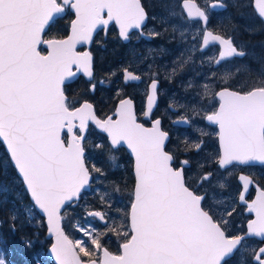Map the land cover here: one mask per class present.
Returning a JSON list of instances; mask_svg holds the SVG:
<instances>
[{"label": "snow or ice", "instance_id": "snow-or-ice-1", "mask_svg": "<svg viewBox=\"0 0 264 264\" xmlns=\"http://www.w3.org/2000/svg\"><path fill=\"white\" fill-rule=\"evenodd\" d=\"M183 6L189 8V17L205 26L203 44L219 42L223 46L215 60L217 66L229 58L245 56L232 39L207 30L208 14L193 0H183ZM255 6L264 18V0H255ZM66 9L75 11L71 34L64 39H45L46 28ZM147 19L141 0H0V139L6 143L34 205L47 216L49 231L55 236L51 252L57 264H233V258L242 252L238 264H264V246L246 243L256 237L264 244V188L251 203L243 194L239 196L254 218L247 221L245 230L234 232L232 218L237 208L220 212L208 203L205 184L212 182L215 173L204 171L193 180L187 170L189 160L178 161L175 153L167 150L169 133L162 130L159 119L152 128H145L137 122L130 99L120 101L118 119H99L93 103L68 95L66 82L77 74L72 66L90 79L93 76L92 54L78 52V44L90 43L98 27L113 21L127 41L130 32L142 30ZM42 44L47 46V54L40 50ZM124 71L126 81L141 79ZM154 77L149 85V110L159 86ZM95 87L91 84V90ZM210 91L207 85L203 87L205 100ZM214 97L218 107L204 116L219 130L221 152L213 163L219 168L264 163V70L246 90L223 88ZM192 112L199 115L196 108ZM90 121L110 137V146L126 143L135 155L133 199L124 221L108 226L103 212L90 211L87 215L104 222L107 232L80 229L99 253L95 259L84 241L73 243L61 227L65 202L80 198L93 172L105 175L102 168H90L85 162L84 133ZM201 147L196 143L189 150ZM238 179L244 182L245 193L254 183L245 175ZM218 186L225 185L219 182ZM5 187L0 183V192ZM17 219L15 214L10 217L13 231ZM109 233L122 240L118 253L102 243ZM24 243L32 247L30 239ZM80 253L89 259H81ZM7 254L6 248H0V264H9ZM35 264H40L38 258Z\"/></svg>", "mask_w": 264, "mask_h": 264}, {"label": "rangeland", "instance_id": "rangeland-1", "mask_svg": "<svg viewBox=\"0 0 264 264\" xmlns=\"http://www.w3.org/2000/svg\"><path fill=\"white\" fill-rule=\"evenodd\" d=\"M149 3L151 5L154 4L153 0H150ZM254 14L259 17L255 10ZM151 18L155 17L149 15L142 29H148L149 31H145L147 34L158 32V30L155 32L154 24L150 22ZM260 21L264 24L262 19ZM59 25H61V28H63L67 34L71 21ZM258 25L260 27L259 34L264 30V27L260 22ZM177 27L181 34L179 46L185 44V51H183L184 49L182 47L178 56H174L175 52L171 46L164 45L156 39V36L153 37L150 35L152 39L148 41L144 39L145 41H143L139 47L141 54H134L136 56L134 60L139 63H141L142 60L145 61L146 66L144 65V70H146L145 75L148 77V80L153 78V74H155L154 78H158L161 81V101L158 105L159 115L165 117L168 128L174 133L172 135L173 145L175 146L177 143H181L182 155L180 161L184 159L189 160L190 165L187 170H189L193 180L198 179L200 174L204 171H213L215 173L212 182L205 184V189L210 197L208 203L220 212H223L224 209L237 208V212L232 218V231L240 232L241 230L243 231L244 228L243 222L245 220V214L243 212V205L238 204V195L241 188V185L237 181L238 173L244 171L252 176H261L264 178V166H240L234 164L222 170L213 163V160L219 153L218 129L214 125L206 123L204 116L209 111H214L216 109L218 100L214 97V94L222 87L220 86L221 83H226L229 74L228 67L232 63L226 66L213 67L218 48L213 47L207 52H200L196 40L198 36L201 38L202 30L185 18L177 22ZM101 31H103L104 34ZM132 34H138V31H133L130 35ZM130 38L129 42H124L119 37L118 31L113 23L107 30L99 29L93 36V40L88 47H80L81 49L87 47L90 51L99 53L98 59L100 61L106 59L104 68L107 73L106 75H96V77L94 73L91 80L83 79V75L79 77L74 83V88L71 90L74 99H86L94 104V102L90 100L91 93L89 89L91 88V84L96 85L95 94L99 93L103 101L113 99L117 97L119 93H121L119 98L125 95L118 80L122 77V69L131 65V63L125 62V59L122 60V58L126 57L128 46L133 42V36ZM233 59L236 58L229 59V61L233 62ZM184 61L187 62L185 63ZM205 85L211 90L208 100H205L202 96L203 87ZM136 87L138 89L141 88V86ZM130 89L133 91L132 88ZM142 91H138V94H141ZM192 108H196L199 111V115H194ZM113 109L115 108L112 107L110 110ZM140 110V114L142 115L143 102ZM110 114L115 117L114 111ZM174 117H187L190 121V125L174 126L172 125ZM100 133L101 132L94 126L90 127L86 133L84 142L85 161L90 168L92 165L102 168L105 175L101 176L93 172V192L85 194L82 201L79 200L73 204H65L61 210V216L63 217L61 220L62 226L70 241L75 243L76 241L82 240L85 245L93 249L94 246L91 245L90 238L84 236L80 229L84 228L89 231L107 232V227L101 224L95 217L87 215V213L93 209L90 208V205L89 209L84 208V203L88 200L89 202L97 203L95 206L100 205L101 209L96 210H100L105 214L106 220H108V226H111L113 223L119 224L124 221V214L130 210L134 192L132 185H129L126 177V174L129 176V173L125 167V160L123 162L119 161V157L121 156L118 154L119 149H113L107 138ZM77 134H79V132ZM201 142H203V144ZM196 143L202 144L201 149L197 152L193 150L194 148L189 150V147ZM97 145H103V150L96 147ZM112 157H115L114 161L111 159ZM130 163L132 164V161ZM200 165H204V167L202 168ZM112 177H114V179H112ZM219 182H223L225 186L223 188L219 187ZM117 189L119 190L117 191ZM68 205H70V207L65 210V207ZM26 208L27 214L30 220H32V225L35 228L43 227L44 218L36 210L34 204L30 203ZM35 232L37 234L35 240L42 247V244H45V239H48L46 237V232L45 236L38 234V230ZM104 241L107 248L113 246L120 249V244L122 243L120 237L111 233L104 237ZM248 245L254 246V243H249ZM77 251H79V249H77ZM36 252L41 263L48 264V257L44 254V250L38 248ZM98 254L99 253L95 251V255L97 256ZM242 254L243 252L233 259V264H238Z\"/></svg>", "mask_w": 264, "mask_h": 264}, {"label": "trees", "instance_id": "trees-1", "mask_svg": "<svg viewBox=\"0 0 264 264\" xmlns=\"http://www.w3.org/2000/svg\"><path fill=\"white\" fill-rule=\"evenodd\" d=\"M144 2V0H142ZM201 7H208V4L212 0H196ZM227 3V8L220 11H211L213 15L209 19L210 28L219 34H222L226 37H232L234 43L241 50H245L246 54L242 58L233 59L230 62L225 61L221 66H226L229 63H232L229 67V74L226 80V83H221L220 86H228L236 90H246L247 87L254 84L260 78L261 70H264V30L259 32L260 22L264 27V24L260 21L261 19L254 14V8L252 6V0H223ZM153 5L146 6L149 15L154 16L151 18L150 22L154 24L155 32L158 30L159 35L156 36V39L163 43L164 45L171 46L175 50V55L178 56L179 51L183 47L185 51V44L179 46L181 40V34L178 31L177 22L182 19L180 3L181 0H153ZM149 7L151 12L149 11ZM184 16V14H183ZM185 17V16H184ZM73 18V14L69 11L65 14L64 17L58 18L49 29L45 32V37L47 38H61L66 35V32L61 25L63 23H69ZM187 20V19H186ZM68 32V31H67ZM195 40V39H194ZM199 44V40H196ZM99 53L94 57V73L96 75H106L107 71L104 68L106 59L100 61L98 59ZM168 58V57H166ZM182 59V57H181ZM122 74V73H121ZM119 85L122 90L125 92V95L133 93L130 88H127L126 85L122 83V77L118 80ZM124 85V86H123ZM218 86V85H216ZM96 91V89H95ZM95 91L91 93L90 100L94 102L95 110L97 114L101 117H106L108 113L110 114L115 109L110 110L112 107H116L117 101L120 99L121 93L113 99L108 101H103L99 93L95 94ZM70 98L73 100V92L67 91ZM90 92V91H89ZM119 98V99H118ZM122 98V97H121ZM139 116L140 110L138 111ZM142 121L144 119L140 118ZM92 127V125H91ZM105 138H107L103 133H100ZM181 145V144H180ZM119 161L123 162L125 160V167L129 173V176L126 174L129 185L133 187V175L131 173V163L128 161L130 156L127 154L125 149L118 148ZM167 149L175 153L177 160L180 161L182 155V148L179 151V147H176V150L173 147L169 146ZM128 159V160H127ZM189 171V170H188ZM94 176V174H93ZM264 184V178L261 176H255ZM114 179V177H112ZM0 183L5 185V191L0 192V248L7 249V260L9 264H35L36 251L38 248L46 251L51 244L50 239H45V244H42V247L39 243L36 242V230L39 231L38 234L45 236L46 228L45 223L43 227L35 228L32 225V220L27 214V205L32 203L26 189L24 188V183L19 177L10 157L0 140ZM84 192L81 195L80 201L83 200L85 194L91 193ZM84 208L89 209H101V206H95L97 203L89 202L88 200L84 203ZM70 205L65 207V210L69 208ZM64 210V211H65ZM15 214L18 219L15 221V231L12 230V221L10 217ZM30 239L32 241V247H25V240ZM102 243L105 244L104 237ZM90 247V246H88ZM114 253L120 251L119 248L111 247L108 248ZM90 251H93V248H89ZM47 256V255H46ZM82 259H89L84 257L83 253L80 254ZM96 258L95 251L91 257ZM47 260V259H46ZM48 264H55L48 257ZM40 264L41 261L39 259Z\"/></svg>", "mask_w": 264, "mask_h": 264}, {"label": "water", "instance_id": "water-1", "mask_svg": "<svg viewBox=\"0 0 264 264\" xmlns=\"http://www.w3.org/2000/svg\"><path fill=\"white\" fill-rule=\"evenodd\" d=\"M193 2H194V4L196 5V6H198V7H200L199 6V4H198V2L196 1V0H193ZM142 3V2H141ZM212 4H215V5H217L216 7H210L212 10H215V11H219V10H225L226 8H227V3H225L224 1H222V0H213V1H211L210 2V4L209 5H212ZM224 5H226V6H224ZM143 6V5H142ZM181 6H182V8H183V11H184V14L186 15V17L188 18V19H190V20H193L191 17H189L188 15H187V13H188V11H189V8L191 7V5H189V8H185L184 6H183V0H182V2H181ZM252 6H253V8H254V10L256 11V13H257V15L259 16V13H258V9L256 8V6H255V0H252ZM201 8V7H200ZM202 10H204L203 8H201ZM71 10V12L74 14V18L72 19V21L73 20H75V18H76V16H75V11L73 10V9H70ZM205 11V10H204ZM64 13L65 12H63V13H60V14H58V15H56L55 17H54V19H56L57 17H59V16H62V15H64ZM192 16H195V10L194 9H192ZM260 17V16H259ZM263 21H264V18H262V17H260ZM196 20H199V19H196ZM71 21V22H72ZM147 21V20H146ZM146 21H145V24H146ZM208 21H209V19H208ZM208 21H207V24H206V28H207V30H211V31H213L212 29H210V28H208L207 27V25H208ZM202 22V21H201ZM114 23V25L116 26V28H117V30H118V35H119V37L124 41V42H128L129 40H127V41H125L121 36H120V26L115 22V21H113V22H110L108 25H101L100 27H98L97 29H96V32L99 30V29H102V28H104V30H107V28L111 25V24H113ZM144 24V25H145ZM202 25H203V23H202ZM204 26V25H203ZM205 27V26H204ZM48 28V27H47ZM46 28V29H47ZM133 30H137V31H142V30H139V29H133ZM132 30V31H133ZM131 31V32H132ZM96 32L93 34V36L96 34ZM130 32V33H131ZM213 33L214 34H216V35H220V36H222V37H224V38H226V39H232V41H233V38L232 37H226V36H224V35H222V34H219V33H216V32H214L213 31ZM71 34V25H70V28H69V32H68V34H67V36L68 35H70ZM142 34H143V36L147 39V40H150L151 39V36L149 35V34H147V33H145V32H142ZM206 34V32L205 31H203V36ZM67 36H65V37H63V38H57V39H64V38H66ZM203 36H202V40H201V45H200V47H199V50L201 51V52H205L206 50H208L210 47H212V46H218V54H217V57H216V59L215 60H217V59H219V53H220V51H222V45H220L219 44V42H212V43H210L209 45H207V46H205L204 44H203ZM49 39H51V38H49ZM91 44V42L90 43H81V44H78L77 45V47H81V46H89ZM233 44L235 45V46H237L235 43H234V41H233ZM40 47H43L44 49H46V52H42V53H44V54H47V46L46 45H41ZM86 47V49H84L83 51H81V52H84V51H89V49ZM238 47V46H237ZM238 50H241V49H239V47H238ZM241 51H244L245 52V54H246V51L245 50H241ZM90 52V51H89ZM240 58H242V57H240ZM229 59H231V58H229ZM228 59V60H229ZM224 61H222L221 63H223ZM220 63V64H221ZM214 67H218L216 64H215V61H214ZM220 66V65H219ZM128 71H130V72H132L131 70H129L128 68H126ZM72 70L74 71V72H76L77 74H76V76L75 77H73V78H71V80H69V81H67L66 83H70V82H72L77 76H78V74H82V75H84L85 76V78L87 79V80H90V78L87 76V75H85L84 73H82V72H78L77 71V69H76V67L75 66H72ZM125 70V69H124ZM123 70V81H124V83H128V82H134V83H140L142 80H143V77L142 76H140L139 74H137V73H135V72H132L134 75H138V76H140L141 77V79L140 80H137V81H126V79H125V76H126V73H125V71ZM92 71H93V68H92ZM92 78V77H91ZM150 83H151V81L149 82V84H148V92H147V96H146V100H145V106H144V118H146V119H149L150 117H151V115L153 114V112H155V110H156V108H157V106H158V103H159V97H158V90H157V92L154 94V97H153V100H152V106H151V109L149 110V101H148V97H149V95L150 94H152L151 92H150V87H149V85H150ZM159 84H160V82H159ZM159 87V86H158ZM223 88H229L230 90H236V89H233V88H231V87H228V86H224V87H221V88H219L215 93H217V92H219L220 90H222ZM125 99H130L131 101H132V106H133V110H134V113H135V116H136V119H137V122L138 123H140V124H143L144 125V127L145 128H152L153 127V125H154V121L155 120H157V119H159L160 121H161V119L159 118V117H157V118H155V119H153L152 121H151V125H146V124H144L142 121H140V120H138V115H137V112H136V107H135V101L130 97V96H126V97H124V98H122V99H120L118 102H117V105H116V107H115V117H113V115L112 114H109L107 117H111L113 120H115V119H118V116L116 115V112L118 111V109H119V106H120V101L121 100H125ZM217 107H218V104H217ZM216 107V108H217ZM96 115H97V113H96ZM107 117H105V118H101V117H99L98 115H97V118H99V119H106ZM185 120H187L188 122H185ZM205 121H206V123H208V124H210V125H214V124H211L209 121H207L206 119H205ZM90 124H92L98 131H100L97 127H96V125L93 123V122H89L88 123V126H87V129H88V127H89V125ZM174 125H177V126H189L190 125V121L188 120V118L187 117H184V118H178V119H176L175 121H174ZM214 126H216V125H214ZM160 127L162 128V125H160ZM217 127V129H218V126H216ZM162 130H163V128H162ZM87 131V130H86ZM165 131V130H164ZM219 131V130H218ZM100 132H102V131H100ZM103 134H105L106 136H107V139H108V142H109V144H110V137H108V135L106 134V133H104V132H102ZM85 135H86V132L84 133ZM169 139H170V134H169ZM1 140V142L3 143V145H4V147H5V149H6V151H7V153H8V155H9V157H10V153H9V150H8V148H7V145H6V143L2 140V139H0ZM169 141V140H168ZM168 141H167V143H168ZM218 145H219V151L221 152V147H220V142H219V138H218ZM166 146H167V144H166ZM113 148H118V147H123V148H125V150L127 151V153L129 154V156L132 158V160H133V175H134V162H135V155H134V153H132V151H131V149L130 148H128V146H127V144L126 143H122L121 145H118V146H112ZM185 160V159H184ZM237 165H240V166H255V165H264V163H262V162H260V161H252V162H250L249 164H246V165H243V164H239V163H236ZM229 167V166H228ZM222 170L223 169H225V168H221ZM19 175V174H18ZM240 175H245V176H248V177H250V178H252L253 180H254V178L249 174V173H246V172H244V171H240L239 173H238V176H237V180H238V183L241 185V190H240V193H239V196L241 195V194H243L244 196H245V199L249 202V203H251L253 200H255L257 197H258V195H259V189H261V186L254 180V183L252 184V185H250L249 187H248V190H247V192L245 193L244 191H243V184H244V182L243 181H240L239 179H238V177L240 176ZM19 177H20V175H19ZM21 178V177H20ZM22 179V178H21ZM91 179H92V176H91ZM91 179H90V182H91ZM134 179H135V177H134ZM23 181V180H22ZM90 182H89V185L85 188V189H83L82 190V192L83 191H88V190H90V188H91V185H90ZM24 183V182H23ZM24 186H25V184H24ZM251 188H255V190H256V192H255V195L253 196V198L251 199V200H248L247 199V197H248V195H249V192H250V190H251ZM25 189H26V186H25ZM26 191H27V189H26ZM81 192V193H82ZM27 193H28V195H29V197H30V199H31V196H30V193L27 191ZM79 200V199H78ZM78 200H73V201H75V202H77ZM238 200H239V198H238ZM31 201H32V203L34 204V201L31 199ZM73 201H67V202H65V204H69V203H72ZM74 202V203H75ZM239 203L240 204H244L242 201H239ZM64 204V205H65ZM245 205V204H244ZM35 206V205H34ZM35 208H36V210L39 212V214L40 215H42L43 216V218H44V223H45V225H46V237L47 238H49V239H51V245L49 246V248H48V250H47V252H46V254H47V256L55 263V264H57V261H56V259H55V256H54V254L51 252V246H52V244L53 243H55V236L49 231V225H48V222H47V216H46V214L45 213H43V211L42 210H40L38 207H36L35 206ZM63 208V207H62ZM62 210V209H61ZM92 211H100V210H92ZM102 212V211H101ZM245 212H246V214H249V212L247 211V208H246V210H245ZM251 214V213H250ZM253 215V214H252ZM253 218H254V216H253ZM101 224H103V225H105V223L104 222H102V221H100L98 218H96ZM252 219V218H251ZM61 227H62V229H63V226H62V221H61ZM63 232H64V234L66 235V233H65V231H64V229H63ZM67 236V235H66ZM69 239V238H68ZM70 240V239H69ZM110 251V250H109ZM110 252H112V251H110ZM113 253V252H112ZM115 254V253H114ZM81 257V256H80ZM82 259V258H81Z\"/></svg>", "mask_w": 264, "mask_h": 264}, {"label": "flooded vegetation", "instance_id": "flooded-vegetation-1", "mask_svg": "<svg viewBox=\"0 0 264 264\" xmlns=\"http://www.w3.org/2000/svg\"><path fill=\"white\" fill-rule=\"evenodd\" d=\"M149 1L150 0H144V4L146 5V6H148V5H151L150 3H149ZM180 8H181V14H182V19L183 18H185L186 16H185V14H184V12H183V8H182V6H181V3H180ZM203 9L205 10V12L208 14V17H209V19H210V17L213 15V12L211 13V11H213V10H211L209 7H203ZM149 11L151 12V9H150V7H149ZM152 13V12H151ZM183 14H184V16H183ZM186 19V18H185ZM188 21H190V22H193L194 23V26H197L198 28H200V30H202V32H201V34H202V36H203V29H204V26L202 25V22H201V20H188ZM208 27L210 28V24L208 23ZM147 32V31H149L148 29H145V30H142V31H138V34H132V35H130V37H132L133 36V42L128 46V51H127V54H126V57L125 58H122V60H124L125 59V62H127V63H131V65H128V69L129 70H131V71H133V72H135V73H137V74H139L140 76H142L143 77V80L140 82V83H134V82H128V83H124V85H126L127 87H130V88H132L133 89V93H131V94H129L128 96H130L134 101H135V107H136V111H137V114H138V111L140 110V108L142 107V102H143V113H142V118L144 119V123L146 124V125H151V121L153 120V119H155V118H157V117H159L160 119H161V125H162V128L164 129V130H166L167 132H169L170 133V135H171V139H170V144H169V146H171V147H173V149H175L176 150V147L178 146L179 147V151L181 150V143H177L175 146L173 145V143H172V140H173V131H171L169 128H168V126H167V123H166V119H165V117H163V116H160L159 115V107L157 106V108H156V110H155V112H153V114L151 115V117L149 118V119H146V118H144V106H145V100H146V96H147V92H148V84H149V82L151 81V79H147L148 77H146V70H144V65L146 66V63H145V61L144 60H142V62L141 63H139V62H137L136 60H134L135 58H136V56L134 55V54H138V55H140L141 53H140V44L143 42V41H145L146 39H145V37L143 36V34H142V32ZM103 34H104V32L103 31H101ZM145 32V33H146ZM202 36H201V38L198 36V40H199V47H200V45H201V40H202ZM145 39V40H144ZM148 41V40H147ZM213 47H217L218 48V46H212V47H210L209 48V50L211 49V48H213ZM219 49V48H218ZM79 50H82L81 48H79ZM138 50V51H137ZM209 50H207V51H209ZM206 51V52H207ZM92 53H93V56L95 57V52H93V51H91ZM174 52H175V50H174ZM98 53H96V55H97ZM217 54H218V52H217ZM216 57H217V55H216ZM215 57V58H216ZM224 63V62H223ZM222 63V64H223ZM131 67V68H130ZM219 67V66H218ZM126 68V67H125ZM122 79H123V70H122ZM79 77H82V75H79L78 76V78ZM77 78V79H78ZM83 79H86L84 76L82 77ZM77 79H75L74 81H72V82H70V83H68L67 84V91H71L72 90V88H74V83H75V81L77 80ZM158 79V78H157ZM159 80V82H160V84H159V87H158V97H159V103H160V101H161V92H160V86H161V81H160V79H158ZM136 86H141V88L140 89H138ZM136 87V89L134 90V88ZM143 90V91H142ZM89 91H90V93H93L94 91L93 90H91V88L89 89ZM138 91H142V93L141 94H138ZM144 93H145V95H144ZM159 103H158V105H159ZM163 104V103H162ZM141 111V110H140ZM157 112V113H156ZM98 115V114H97ZM99 116V115H98ZM138 116H139V114H138ZM141 117L139 116V119H140ZM178 118H180V117H174L173 118V120H172V125H174V121L176 120V119H178ZM141 120V119H140ZM174 126H177V125H174ZM216 127V126H215ZM217 128V127H216ZM202 144H203V142H201ZM120 148H123V147H120ZM123 149H125V148H123ZM195 152H197V150L194 148L193 149ZM126 151V150H125ZM127 152V151H126ZM128 154V153H127ZM129 155V154H128ZM128 160V159H127ZM128 161H132V164H131V173H132V175H133V160H132V158L130 157V159L128 160ZM133 179H134V176H133ZM134 184H135V179H134V181H133V189H134ZM240 190H241V188H240ZM255 192H256V190H255V188H251V190H250V192H249V195H248V197H247V199L248 200H251L252 198H253V196L255 195ZM238 204H240L239 203V200H238ZM240 205H243V212H244V214H245V220H244V225H243V230H245L246 229V224H247V221L249 220V219H251V218H253V215L252 214H246V212H245V210H246V205H244V204H240ZM242 223V224H243ZM242 231V230H241ZM240 231V232H241ZM246 243H247V245L249 244V243H254V246H264V244H262L261 243V241H260V239L259 238H256V237H251V238H249L247 241H246ZM238 256V255H237ZM236 256V257H237ZM236 257H234L233 259H235Z\"/></svg>", "mask_w": 264, "mask_h": 264}, {"label": "bare ground", "instance_id": "bare-ground-1", "mask_svg": "<svg viewBox=\"0 0 264 264\" xmlns=\"http://www.w3.org/2000/svg\"><path fill=\"white\" fill-rule=\"evenodd\" d=\"M256 166H264V165H256ZM254 178V180L261 186V188H264V184L259 180L257 179L255 176H252ZM110 250V249H109ZM111 251V250H110Z\"/></svg>", "mask_w": 264, "mask_h": 264}]
</instances>
